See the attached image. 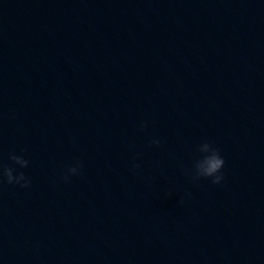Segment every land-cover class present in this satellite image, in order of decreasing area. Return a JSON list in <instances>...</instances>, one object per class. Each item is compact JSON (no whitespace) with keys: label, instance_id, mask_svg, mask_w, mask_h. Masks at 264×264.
<instances>
[{"label":"water","instance_id":"water-1","mask_svg":"<svg viewBox=\"0 0 264 264\" xmlns=\"http://www.w3.org/2000/svg\"><path fill=\"white\" fill-rule=\"evenodd\" d=\"M5 165L0 264H264V0H0Z\"/></svg>","mask_w":264,"mask_h":264},{"label":"clouds","instance_id":"clouds-1","mask_svg":"<svg viewBox=\"0 0 264 264\" xmlns=\"http://www.w3.org/2000/svg\"><path fill=\"white\" fill-rule=\"evenodd\" d=\"M147 124V121L143 122V126L146 127ZM152 143L158 145L160 141L159 139H154ZM201 150L206 153V155L198 165L199 176L210 179L215 185H220L225 180L223 169L226 161L224 157L221 155L218 148L207 141L203 143ZM10 158L16 165H19L20 168H27L29 166V160L25 159L22 155L13 153ZM82 167L83 165L79 162H77L76 165L70 166L63 175V180L67 182L72 176L79 175ZM136 167H139V165L137 164ZM5 179L8 184L19 185L22 188H28L32 183L31 179L24 172H20L16 167L8 165H5L2 170H0V182H3Z\"/></svg>","mask_w":264,"mask_h":264}]
</instances>
